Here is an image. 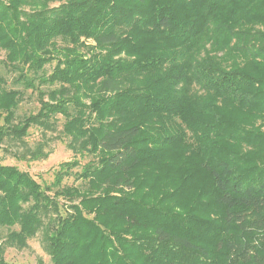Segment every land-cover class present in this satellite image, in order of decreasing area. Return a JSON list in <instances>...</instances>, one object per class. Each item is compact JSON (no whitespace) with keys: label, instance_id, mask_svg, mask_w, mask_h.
Returning <instances> with one entry per match:
<instances>
[{"label":"trees","instance_id":"16d2710c","mask_svg":"<svg viewBox=\"0 0 264 264\" xmlns=\"http://www.w3.org/2000/svg\"><path fill=\"white\" fill-rule=\"evenodd\" d=\"M1 52L0 145L61 115L90 159L0 158V264L40 230L52 264H264V0H0Z\"/></svg>","mask_w":264,"mask_h":264},{"label":"rangeland","instance_id":"374dc122","mask_svg":"<svg viewBox=\"0 0 264 264\" xmlns=\"http://www.w3.org/2000/svg\"><path fill=\"white\" fill-rule=\"evenodd\" d=\"M4 52L0 53V60L4 59ZM0 74L8 76V85L12 86V76L7 75L3 63L0 61ZM13 87V86H12ZM40 103L37 93L32 89L23 91V98L17 109V120L24 115L36 111ZM59 122L53 130H44L40 127L33 126L30 128L28 135L23 139H14L7 137L0 145V158L2 163L16 165L20 170L28 171L42 185L50 184L55 177V173L59 168V164L63 161H69L75 157L79 158L81 165L86 163L90 157H83L76 154L68 145L69 139L63 134L64 118L58 115ZM43 147V153H47L46 157H34L28 154V151L35 150L38 146ZM184 160L178 150L170 152V161L159 168L158 172L166 174L170 168L177 171L183 166ZM81 167L76 168L79 170ZM65 184L78 185L79 180L74 176H69L64 181ZM61 203H67V200L60 198ZM62 212L65 213L66 207L62 206ZM47 219H45V222ZM18 229L19 227L16 226ZM7 228H3L6 234ZM44 230H40L38 234L29 239L28 245L23 248L6 246L5 260L8 264H37L41 261L43 264H52L50 255L45 249Z\"/></svg>","mask_w":264,"mask_h":264}]
</instances>
